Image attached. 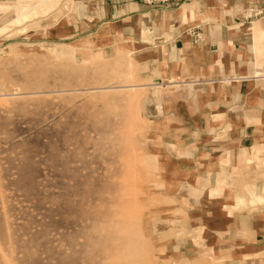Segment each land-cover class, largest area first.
Instances as JSON below:
<instances>
[{
  "label": "rangeland",
  "instance_id": "374dc122",
  "mask_svg": "<svg viewBox=\"0 0 264 264\" xmlns=\"http://www.w3.org/2000/svg\"><path fill=\"white\" fill-rule=\"evenodd\" d=\"M71 1L21 0L41 14L26 7L0 29V264H164L148 223L160 182L178 177L165 168L174 136L143 108L134 45L40 28ZM252 161L255 174H235L249 184L243 211L264 213Z\"/></svg>",
  "mask_w": 264,
  "mask_h": 264
},
{
  "label": "crops",
  "instance_id": "0c3cea01",
  "mask_svg": "<svg viewBox=\"0 0 264 264\" xmlns=\"http://www.w3.org/2000/svg\"><path fill=\"white\" fill-rule=\"evenodd\" d=\"M20 1L0 0V29L26 7L41 14ZM67 3L40 28L69 42L107 33L134 45L143 108L174 136L165 168L178 177L160 182L148 223L163 263L262 264L264 213L243 211L249 184L235 174L248 165L255 174L254 157L264 165V15L254 16L264 0ZM250 186L264 198V181Z\"/></svg>",
  "mask_w": 264,
  "mask_h": 264
},
{
  "label": "built area",
  "instance_id": "2783aa9c",
  "mask_svg": "<svg viewBox=\"0 0 264 264\" xmlns=\"http://www.w3.org/2000/svg\"><path fill=\"white\" fill-rule=\"evenodd\" d=\"M262 15H264V10H256L255 12H254V16L255 17H258V16H262Z\"/></svg>",
  "mask_w": 264,
  "mask_h": 264
},
{
  "label": "bare ground",
  "instance_id": "6f19581e",
  "mask_svg": "<svg viewBox=\"0 0 264 264\" xmlns=\"http://www.w3.org/2000/svg\"><path fill=\"white\" fill-rule=\"evenodd\" d=\"M86 42H90V39H87ZM85 45H90V43H88V44L85 43Z\"/></svg>",
  "mask_w": 264,
  "mask_h": 264
}]
</instances>
